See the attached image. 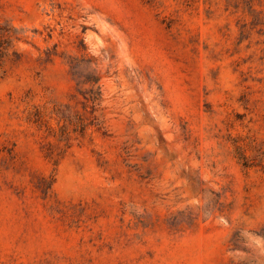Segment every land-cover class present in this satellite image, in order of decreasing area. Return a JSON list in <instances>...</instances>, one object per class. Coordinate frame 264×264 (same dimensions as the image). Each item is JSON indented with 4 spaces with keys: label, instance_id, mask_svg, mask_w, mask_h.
<instances>
[{
    "label": "rangeland",
    "instance_id": "rangeland-1",
    "mask_svg": "<svg viewBox=\"0 0 264 264\" xmlns=\"http://www.w3.org/2000/svg\"><path fill=\"white\" fill-rule=\"evenodd\" d=\"M0 264H264V0H0Z\"/></svg>",
    "mask_w": 264,
    "mask_h": 264
},
{
    "label": "trees",
    "instance_id": "trees-1",
    "mask_svg": "<svg viewBox=\"0 0 264 264\" xmlns=\"http://www.w3.org/2000/svg\"><path fill=\"white\" fill-rule=\"evenodd\" d=\"M67 60H68V63L70 64V66H71V68H72V70H73V74H74V76L75 77H77V79H79L80 80V75L78 74V67H79V62L77 61V60H75V59H73V58H71V57H67ZM97 80V79H96ZM99 80V79H98ZM83 82H80L79 81V84H82ZM93 100H95V102H96V100L97 99H93ZM94 102V103H95Z\"/></svg>",
    "mask_w": 264,
    "mask_h": 264
}]
</instances>
